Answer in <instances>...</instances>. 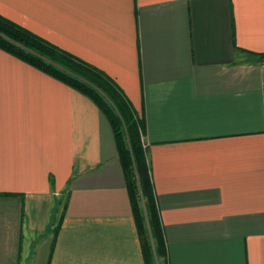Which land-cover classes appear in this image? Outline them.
Instances as JSON below:
<instances>
[{
	"label": "crops",
	"instance_id": "obj_1",
	"mask_svg": "<svg viewBox=\"0 0 264 264\" xmlns=\"http://www.w3.org/2000/svg\"><path fill=\"white\" fill-rule=\"evenodd\" d=\"M144 118L168 264H264V0H0ZM0 264H146L113 128L0 49Z\"/></svg>",
	"mask_w": 264,
	"mask_h": 264
},
{
	"label": "trees",
	"instance_id": "obj_2",
	"mask_svg": "<svg viewBox=\"0 0 264 264\" xmlns=\"http://www.w3.org/2000/svg\"><path fill=\"white\" fill-rule=\"evenodd\" d=\"M0 49L91 98L109 120L126 178L146 264H168L147 150L145 121L117 82L94 65L0 14ZM264 60L263 54H253Z\"/></svg>",
	"mask_w": 264,
	"mask_h": 264
},
{
	"label": "rangeland",
	"instance_id": "obj_3",
	"mask_svg": "<svg viewBox=\"0 0 264 264\" xmlns=\"http://www.w3.org/2000/svg\"><path fill=\"white\" fill-rule=\"evenodd\" d=\"M256 58H257V59H259V57H256ZM259 60H260V59H259ZM261 62H263V63H264V60H263V61H261ZM140 132H141V138L144 140V132H145V131L143 132V131L141 130Z\"/></svg>",
	"mask_w": 264,
	"mask_h": 264
}]
</instances>
